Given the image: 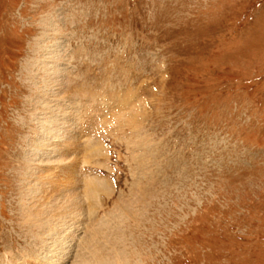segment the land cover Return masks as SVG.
<instances>
[{"label":"rangeland","instance_id":"374dc122","mask_svg":"<svg viewBox=\"0 0 264 264\" xmlns=\"http://www.w3.org/2000/svg\"><path fill=\"white\" fill-rule=\"evenodd\" d=\"M105 257L264 264V0H0V264Z\"/></svg>","mask_w":264,"mask_h":264},{"label":"bare ground","instance_id":"6f19581e","mask_svg":"<svg viewBox=\"0 0 264 264\" xmlns=\"http://www.w3.org/2000/svg\"><path fill=\"white\" fill-rule=\"evenodd\" d=\"M52 70V69H51ZM51 70H50V72H51ZM47 77V76H46ZM51 79V78H50ZM57 79V78H56ZM56 81L55 80H52L51 79V82H50V84L51 85H53L54 83H55ZM56 84V83H55ZM48 89V88H47ZM52 89V88H51ZM51 96H53V95H51ZM56 96V95H55ZM53 107V106H52ZM50 109V108H49ZM56 108H52V111H51V113H52V116H50L51 117V121L53 122L52 124H55L56 125V123H58V124H60V121H61V119H58V116H56V110H55ZM80 112V111H79ZM64 115H65V113H64ZM61 125V124H60ZM63 125V124H62ZM69 126V125H68ZM73 126V125H72ZM59 127V126H58ZM71 127V126H70ZM63 128V127H62ZM71 130V129H70ZM73 130V129H72ZM47 131V130H46ZM67 132V131H66ZM69 133H71V131H68ZM73 133V132H72ZM50 134H52V133H50L49 131H47V132H45V134H44V141H42V143L44 144V145H47V141H45L46 139H48L50 136ZM58 135V134H57ZM70 137H72V136H70ZM64 138V136L62 137V135H61V138L59 137V136H56L55 137V139L56 140H60L63 144L64 143H66V144H68L69 143V141H71V139L68 141V140H66V141H63V140H65V139H63ZM51 139V138H50ZM52 141V140H51ZM41 143V142H40ZM72 144V143H71ZM40 146H42V144H39ZM69 145V144H68ZM39 146V147H40ZM43 147V146H42ZM92 147L94 148H97L96 147V145L94 146L93 144H91V143H89L88 142V144L85 146V149H82V150H85L86 152L84 153L86 156H87V158H86V156H85V159H89L90 161L92 160V159H94V157H95V154H96V152H92V151H90V149H92ZM52 149H53V152H56L57 151V149H56V146L54 147V146H52ZM52 149H51V151H52ZM88 151H90V153L88 154ZM90 157H92V159L90 158ZM83 183V182H82ZM85 184V191H84V193H83V196L84 197H86L87 199H89V198H91V199H93V200H96L97 201V196H99L98 194L100 193V192H102V190H105V189H103L102 187H104L103 186V184L101 183V182H99V181H97V180H92V181H90V182H88L87 181V179H86V182L84 183ZM82 186H84V185H82ZM37 191V190H36ZM36 193V192H35ZM39 193V192H38ZM39 195V194H38ZM89 196V197H88ZM68 199V198H67ZM66 200V199H65ZM70 201V199H68V202ZM74 201H75V199H74ZM89 201H90V199H89ZM96 201H93V202H91L90 203V205H89V208L91 209V210H94L95 209V206H96ZM57 202V201H56ZM67 202V203H68ZM72 202V201H71ZM76 202V201H75ZM89 204V203H88ZM87 204V205H88ZM48 206H49V204H47ZM46 205V206H47ZM62 205V204H61ZM70 205V204H69ZM68 205V206H69ZM72 205H76L75 207H79V205L81 206V202H76V203H72ZM72 205H70V207L72 206ZM83 205H85V204H83ZM60 206V205H59ZM54 207V208H53ZM77 207V208H78ZM86 207V206H85ZM97 207V206H96ZM51 208H53L52 210H53V212L55 213H53L54 214V216L55 215H57L59 212H58V209L60 208V207H56V206H52ZM65 208H67V206L65 205V206H63V207H61V211L62 210H65V212H67L66 211V209ZM74 208V207H73ZM73 208H72V210H73ZM81 208V207H80ZM57 209V210H56ZM68 209V208H67ZM71 209V208H70ZM75 209V208H74ZM124 210H125V208H124ZM50 211V210H49ZM52 212V211H51ZM50 212V213H51ZM63 212V211H62ZM64 212V213H65ZM49 213V214H50ZM32 215V214H31ZM36 216H37V214H35ZM39 217V216H38ZM51 217V216H50ZM53 217V216H52ZM37 218V217H36ZM62 218V217H61ZM65 219H61V221L63 222V224L64 223H66L65 221H66V217H64ZM35 219V218H34ZM38 220V219H37ZM54 219H49V220H45V221H48V225L50 224V223H52V221H53ZM44 221V222H45ZM60 221V222H61ZM112 223V221H109L107 224L109 225L110 224V226H111V223ZM114 222V221H113ZM34 224V223H33ZM36 225H38V224H36ZM45 225V224H44ZM65 225V224H64ZM63 225V226H64ZM52 226L54 227V225H52V224H50V228L53 230L54 228H52ZM103 226H105V225H103ZM102 226V228H104ZM110 226H108V228L110 227ZM114 227V226H113ZM45 228V227H44ZM58 228V227H57ZM109 229H111V227L109 228ZM116 232V231H115ZM98 234V233H97ZM101 234V233H100ZM100 234H99V236H100ZM98 236V238L100 239L101 238V241H102V236L101 237H99ZM68 238V237H67ZM98 239V240H99ZM97 240V241H98ZM104 240V239H103ZM100 241V242H101ZM105 241V240H104ZM97 243V242H96ZM102 243V242H101ZM99 244V243H98ZM89 246H91V245H89ZM101 246V245H100ZM104 247V246H103ZM91 251V250H90ZM98 252H100V250L98 251ZM92 253V252H91ZM117 254V253H116ZM100 255V254H99ZM116 256V255H115ZM120 256V255H119ZM84 258V257H83ZM96 258V257H95ZM109 258V257H108ZM108 258H106L105 257V259L103 260L102 258L101 259H99L98 258V260H96V264H105V263H108L109 261H111V259L112 260H114L115 262H116V259L115 258H112V257H110V259H108ZM118 261V260H117ZM85 262V261H84ZM82 263V262H81ZM7 264H16V263H14V262H7Z\"/></svg>","mask_w":264,"mask_h":264}]
</instances>
